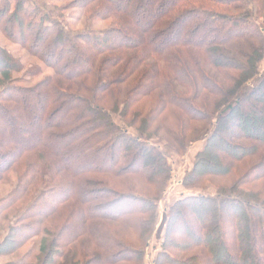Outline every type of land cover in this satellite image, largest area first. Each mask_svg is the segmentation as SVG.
Masks as SVG:
<instances>
[{
  "label": "trees",
  "instance_id": "trees-1",
  "mask_svg": "<svg viewBox=\"0 0 264 264\" xmlns=\"http://www.w3.org/2000/svg\"><path fill=\"white\" fill-rule=\"evenodd\" d=\"M4 1L0 31L44 67L0 46V256L144 264L161 214L152 264H264V0H125L93 13L120 26L76 34L50 7ZM248 117L243 144L223 139ZM152 138L181 154L204 142L182 183L198 191L161 205L172 167ZM214 140L223 188L196 173Z\"/></svg>",
  "mask_w": 264,
  "mask_h": 264
},
{
  "label": "rangeland",
  "instance_id": "rangeland-1",
  "mask_svg": "<svg viewBox=\"0 0 264 264\" xmlns=\"http://www.w3.org/2000/svg\"><path fill=\"white\" fill-rule=\"evenodd\" d=\"M25 7H30L31 9L33 7L36 8H42L44 6L50 7L51 10L55 11L54 16L58 20H62L69 28V30L73 33H81L82 31H107L111 27H118L120 26L121 21H124L123 18L118 17L117 15H110L105 16L102 15L101 17L93 16V13H95L96 10L100 9L101 7H114L115 5H121V7L124 6L125 0H25ZM133 2H139L140 0H132ZM123 4V5H122ZM9 7H16L15 0L10 1ZM1 7H7L6 2L3 0L0 2V9ZM20 7V6H19ZM14 9H11L13 11ZM57 13V14H56ZM6 17V16H5ZM104 18V19H103ZM10 22V26L13 25V23ZM9 24H6L7 30H10ZM11 32V31H10ZM129 34V38L132 42L136 41L137 37H140L139 31H132ZM112 36V35H110ZM136 37V38H135ZM124 41L121 40V38L117 39L115 41V45L111 44L110 47L113 49H117L121 44H123ZM29 45L34 44V38L31 39L29 42ZM0 46L6 47L8 50L12 52V54L16 57L21 59L22 63L24 64V67H26V70L33 64H36L38 66H43V63L39 62L36 59H29L27 55V51L22 49L18 43L15 42L12 43L11 40L7 39L3 33L0 31ZM45 53V52H44ZM59 56V52H57L55 57ZM54 57V58H55ZM52 59V58H51ZM52 71L49 69H44V72L41 76L35 78L34 80L28 82V85H31L32 82L38 81L46 77L47 75H51ZM260 108H263L260 107ZM244 118V116H243ZM242 124H239V128L234 129L232 127V121H229L227 126L224 127V133L222 132L223 139L228 141L230 144H243L244 141H240L237 139H233L234 135L237 134V136H244L246 133H248V129L250 128V125H252V118L248 117L246 121H242ZM257 125L258 122H255ZM241 125V126H240ZM247 128V131H246ZM224 140H222L224 142ZM243 140V139H242ZM151 142L159 147H161L163 150H165L170 157V165L172 167V174H171V180L168 184L167 189V197L165 202H163L161 205L168 206L171 204L175 199L180 197V195L186 194L188 191H198L196 189H190L186 190L182 187L183 179L186 173H188L192 166L195 163V156L198 153V151L203 147V141L196 143L189 147L187 151H185L184 154H181L180 152L176 153V150L171 148L170 146L166 145L165 142L162 140L152 138ZM217 143L216 140L213 141V144H211L210 148L206 152V155L202 156L200 159L199 167L196 171V173H206L208 175H211L208 180L212 181V186L223 188L230 186L232 184L233 180H229L226 178H223L227 174V168L222 165L221 161H225V157L223 156L226 152H229L227 147L223 145V143H220L219 146H214ZM213 156V160L207 159V157ZM256 162L259 161L258 157L255 158ZM244 167H240L238 173L240 174L242 171H244ZM203 170V171H202ZM259 183H256V186H258ZM11 184H8L6 182H0V199H4L6 195H8L12 189ZM160 205V206H161ZM162 207V206H161ZM160 207V212L162 211V208ZM162 221L163 217L160 214L156 226H155V237L152 240L151 246L146 251L144 264H152L153 259L156 257V251L153 250V247H155L157 250L160 249V243L161 241L158 239L159 233H162L163 227H162ZM1 239V238H0ZM42 238H38L37 242ZM45 239V238H44ZM12 240L14 241V238L9 239L6 243H4V247L2 249V252L6 254V252L9 250V248L12 247ZM184 240H180L179 244H184ZM24 248L21 252L13 255V256H0V264L3 263H11L15 259H17L26 249ZM197 251V250H196ZM195 253L194 251L190 254ZM19 254V255H18ZM178 259H185L186 256H188L186 253H177Z\"/></svg>",
  "mask_w": 264,
  "mask_h": 264
}]
</instances>
